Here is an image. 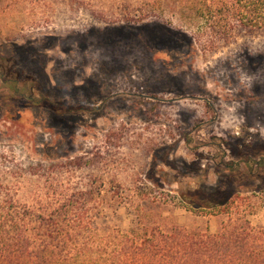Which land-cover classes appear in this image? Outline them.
<instances>
[{
	"label": "rangeland",
	"instance_id": "obj_1",
	"mask_svg": "<svg viewBox=\"0 0 264 264\" xmlns=\"http://www.w3.org/2000/svg\"><path fill=\"white\" fill-rule=\"evenodd\" d=\"M216 1L0 0V204L29 208L33 247L64 230L61 257L88 245L123 249L122 264H206L199 242L224 235L264 264V190L215 208L180 196L215 184L202 173L219 147L254 161L264 147V26L225 40L196 13ZM26 76L73 110L16 104L10 81Z\"/></svg>",
	"mask_w": 264,
	"mask_h": 264
},
{
	"label": "trees",
	"instance_id": "obj_2",
	"mask_svg": "<svg viewBox=\"0 0 264 264\" xmlns=\"http://www.w3.org/2000/svg\"><path fill=\"white\" fill-rule=\"evenodd\" d=\"M196 13L206 22L215 24L211 28L212 32L223 36L225 40L233 35L234 24H237L240 29H258L264 26V0H217L215 9L198 8ZM190 41H192L191 38ZM10 82L15 83V86L11 87L15 92L18 91L17 94L20 97L19 100H14L17 98L12 97L16 104H20L18 101L23 102L24 98L29 105H42L57 113L73 110L63 103H53L47 98L40 100L34 79L30 76ZM74 110H83V107L78 106ZM229 166L224 168L215 165L212 170L203 169L204 181L210 172L219 177L215 184L209 187L203 185L186 187L180 191L181 198L192 208H215L227 205L236 193L255 189L264 190V147L260 149L259 159L256 161L250 156H243L241 164ZM195 169L196 173L202 172L200 166ZM256 182H258L257 185ZM30 213L27 206L15 204L13 201L0 204V264H122L120 259L125 256L123 249L107 251L88 245H76L70 248L67 257H61L56 249L57 246L64 241L75 240L64 230L48 235L51 238L50 242L33 247ZM39 219L42 226L48 221V218L43 215ZM224 240V235H212L206 240L201 239L200 249L209 257L206 264H254L249 261L251 254L244 245L229 249L227 245H223ZM196 245L198 247V243ZM138 250L149 253V250L145 248ZM168 264H174V262L170 261Z\"/></svg>",
	"mask_w": 264,
	"mask_h": 264
},
{
	"label": "flooded vegetation",
	"instance_id": "obj_3",
	"mask_svg": "<svg viewBox=\"0 0 264 264\" xmlns=\"http://www.w3.org/2000/svg\"><path fill=\"white\" fill-rule=\"evenodd\" d=\"M205 101H206V104L208 105V107L210 108V113H211L210 119L213 120V118L216 116V112H215L216 108L214 109L213 107H211V104H213V102L211 100L205 99ZM217 144H219L220 146H223L222 142H218ZM218 150L219 151L215 154V156L207 158L210 162H212V164H214V166L219 165L221 167L227 168L229 165L234 166L237 163H240V164L242 163V157L244 155H243L241 150L229 147L228 154H230V156H231V158L229 160H226L228 155L226 153L227 149H225V147H221V148L219 147ZM208 169H210V168H208Z\"/></svg>",
	"mask_w": 264,
	"mask_h": 264
}]
</instances>
